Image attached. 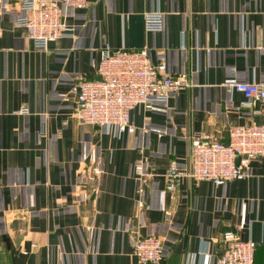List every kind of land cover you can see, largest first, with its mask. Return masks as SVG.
I'll list each match as a JSON object with an SVG mask.
<instances>
[{
    "label": "crops",
    "instance_id": "crops-1",
    "mask_svg": "<svg viewBox=\"0 0 264 264\" xmlns=\"http://www.w3.org/2000/svg\"><path fill=\"white\" fill-rule=\"evenodd\" d=\"M20 2L0 0V264H144L133 247L147 236L163 241L159 264H217L229 235L256 242L264 264V155L242 181H166L173 161L191 170L195 137L264 125V103L230 88L264 84V0H89L67 13L75 37L47 51L16 25ZM150 13L163 32L145 29ZM106 45L154 63L162 52L187 78L167 112L137 107L120 138L74 115L73 89L99 79Z\"/></svg>",
    "mask_w": 264,
    "mask_h": 264
},
{
    "label": "built area",
    "instance_id": "built-area-1",
    "mask_svg": "<svg viewBox=\"0 0 264 264\" xmlns=\"http://www.w3.org/2000/svg\"><path fill=\"white\" fill-rule=\"evenodd\" d=\"M89 5V0H21V15L16 25L27 30L35 49L47 51L50 43L75 37L74 27L66 21L68 11L86 9ZM164 26L163 15L150 13L145 16L147 31L160 33ZM157 59L154 63L146 49L116 50L109 45L104 46L97 66L99 79L87 81L81 78L73 89L75 117L120 138L124 134L136 133L132 113L137 107L149 112H167L171 93L184 89L187 78L185 74L176 77L169 74L162 52L157 53ZM230 88L243 93L249 105L264 103V84L233 83ZM28 112V108H23L20 114ZM143 130L161 135L160 129L150 128L148 120ZM262 155L264 125L256 122L231 127L227 142L209 135L197 136L191 143V170L187 173L173 161L166 177L167 188L174 191L185 176L217 186L245 180L251 162ZM136 172L144 178L148 176L141 163ZM223 243L226 249L217 264H255L257 243L253 240L242 241L229 235ZM163 251V241L156 236L140 237L133 247V254L144 264L161 263Z\"/></svg>",
    "mask_w": 264,
    "mask_h": 264
}]
</instances>
